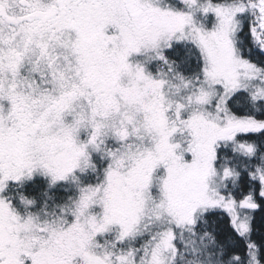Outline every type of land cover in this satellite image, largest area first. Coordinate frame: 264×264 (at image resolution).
Listing matches in <instances>:
<instances>
[{"label":"snow or ice","instance_id":"6c2138e0","mask_svg":"<svg viewBox=\"0 0 264 264\" xmlns=\"http://www.w3.org/2000/svg\"><path fill=\"white\" fill-rule=\"evenodd\" d=\"M0 264H264V0H0Z\"/></svg>","mask_w":264,"mask_h":264}]
</instances>
